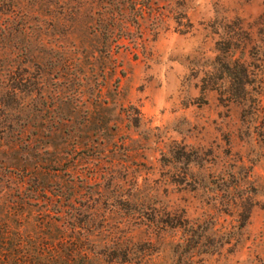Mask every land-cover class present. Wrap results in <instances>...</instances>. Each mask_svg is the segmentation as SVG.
Here are the masks:
<instances>
[{
  "label": "rangeland",
  "instance_id": "rangeland-1",
  "mask_svg": "<svg viewBox=\"0 0 264 264\" xmlns=\"http://www.w3.org/2000/svg\"><path fill=\"white\" fill-rule=\"evenodd\" d=\"M55 209L89 264H264V0H0V264Z\"/></svg>",
  "mask_w": 264,
  "mask_h": 264
},
{
  "label": "trees",
  "instance_id": "trees-1",
  "mask_svg": "<svg viewBox=\"0 0 264 264\" xmlns=\"http://www.w3.org/2000/svg\"><path fill=\"white\" fill-rule=\"evenodd\" d=\"M50 201L53 203V200L50 199ZM92 217V214L85 217L77 209L69 213H63L60 209L52 210V214L46 221L52 232L51 250L47 252L40 243L33 245L31 257L29 256L30 262L33 264H89L88 262L99 254L91 245H88L89 229L84 226V223L90 221ZM4 232L6 231L2 230L1 234ZM16 250L15 245L11 250L9 249V253L14 254ZM44 252L47 255L46 260H44ZM126 254L127 250H124L123 258Z\"/></svg>",
  "mask_w": 264,
  "mask_h": 264
}]
</instances>
